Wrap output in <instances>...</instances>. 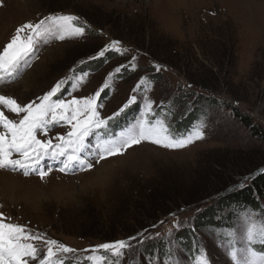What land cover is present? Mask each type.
<instances>
[{
	"label": "rangeland",
	"instance_id": "obj_1",
	"mask_svg": "<svg viewBox=\"0 0 264 264\" xmlns=\"http://www.w3.org/2000/svg\"><path fill=\"white\" fill-rule=\"evenodd\" d=\"M49 14L76 15L87 21L90 29L82 38L42 44L39 58L18 80L0 84V95L25 104L65 77L76 83L83 73L77 90L66 85L63 98L92 96L107 83L100 103L102 114L109 116L137 95V104L126 113L127 119L122 116L116 120L117 131L139 117L145 96L158 108L168 105L181 91L193 90L187 77L208 83L204 90H193L196 95L214 96L223 102L205 110L200 121L193 120L194 125L202 120L206 123L204 139L183 149L165 150L144 143L91 172L73 176L53 171L45 180L0 170V213L10 217L9 222L76 249L66 256L64 264H98L100 256L108 255L102 250L85 252L108 241L83 235L110 238V242L114 237L120 240L139 232L138 220L142 219L134 217L133 206L139 205L140 192L149 186L155 185L161 194L160 203L165 199L161 206L184 208L175 216L160 218L164 223L151 229L165 237L169 229L175 234L182 229L173 227L177 219L189 222L188 227L197 213L211 205L217 197L214 190L223 195L240 177L264 169V138L254 136L233 117L235 109L264 133V0H0V50L19 26ZM112 40L121 41L122 48L128 50L126 55L109 51L103 57L105 66L98 72H83L82 65L101 59L91 57ZM224 44L233 50L229 59L221 58L224 52L220 54V46ZM133 56L137 57L134 67L115 71L127 66ZM154 63L166 69L158 72L157 82H151L157 74ZM141 77L146 83L134 91ZM197 105L199 110L204 107L200 100ZM186 107L189 105L177 109L179 115L194 109ZM66 131L57 127L50 135ZM237 173L243 175L237 177ZM230 177L237 181L231 182ZM205 195L211 197L197 206L180 204ZM260 204L264 210V199ZM197 238L211 254L212 264H228L212 230H201ZM33 243L43 255V241ZM195 253L187 257L180 249L174 250L183 264H192ZM133 255L136 264H148L139 250ZM129 259L126 255L122 264H129Z\"/></svg>",
	"mask_w": 264,
	"mask_h": 264
},
{
	"label": "snow or ice",
	"instance_id": "obj_2",
	"mask_svg": "<svg viewBox=\"0 0 264 264\" xmlns=\"http://www.w3.org/2000/svg\"><path fill=\"white\" fill-rule=\"evenodd\" d=\"M89 29L87 21L70 14H49L38 22L19 26L0 50V84L18 80L39 58L42 44L82 38ZM109 51L126 55L128 50L122 48L121 41L112 40L91 59L103 58ZM136 60V56L131 57L127 66L121 65L115 71L118 73L121 68L134 67ZM153 68L157 73L166 70L159 63H154ZM83 76L81 73L76 83L65 77L44 95L25 104L0 95V170L20 172L25 177L37 175L41 180L53 171L74 176L102 167L103 162L124 156L129 149L144 143L165 150H179L204 139L207 125L203 120L186 132L174 131L163 105L154 107V102L146 96L139 117L117 131L114 127L116 120L137 104V95L130 96L112 115L104 116L100 97L109 87L107 83L92 96L63 98L65 86L71 84L73 91L77 90ZM145 83L146 78L141 77L134 91H139ZM57 127L67 131L50 135ZM261 174H264V169L240 177L239 182L228 191L243 189L248 181ZM10 220V217L0 213V264H64L66 256L77 251ZM218 220L224 223L214 230L213 235L228 264H264V210L238 206L218 216ZM163 223V220L155 222L125 239L105 242L84 251L102 250L108 254L100 256L98 264H122L126 255L130 256L129 264H136L133 253L146 241L156 240L153 255L146 258L148 264H183L181 257L174 254L179 247L176 234L169 229L167 236L161 237L159 232L153 234L151 231ZM188 224L177 219L173 227L179 231ZM34 241H43L46 246L43 255ZM193 246L196 253L192 264H212L211 254L195 242V237ZM161 251L163 256L159 254Z\"/></svg>",
	"mask_w": 264,
	"mask_h": 264
},
{
	"label": "trees",
	"instance_id": "obj_3",
	"mask_svg": "<svg viewBox=\"0 0 264 264\" xmlns=\"http://www.w3.org/2000/svg\"><path fill=\"white\" fill-rule=\"evenodd\" d=\"M232 51H233L232 48L230 49V47H228L226 44H224L223 46H220V54L224 52L223 55H221V58L223 56L226 59H229L230 55H232L233 53ZM113 56L115 58V54ZM105 62H106V59L103 60V58L97 59L95 61H90L88 64L82 65V68L84 69L83 72L85 73L98 72V70H100L103 66H105L106 64ZM213 63L216 64V61ZM208 71L212 74L211 69ZM158 74L159 73L152 75L153 78H151V82H154V81L157 82L159 78ZM122 76L125 77V74H122ZM187 79H190V82L189 83L187 82V83L191 85L193 90H196L197 92H198L197 88L201 87L200 90L201 89L204 90L205 89L204 86L208 84L207 82L203 83L200 79H196V78L187 77ZM214 81H216L215 78H214ZM193 90L181 91L179 93V96L176 99L171 101L168 105L163 106L164 111L168 114V118L171 119L174 116V119L173 118L171 119V126L174 131L186 132L187 130L192 129L195 126L194 121H200V118L201 116L203 117V112L205 110L223 105V102L217 99L216 97L196 95L195 93L197 92ZM210 92L212 93L213 90H210ZM199 100L203 101V104H204L203 105L204 107H201L200 110H199L200 106L197 105L198 107L196 108V104H198ZM187 104L189 105V107H186L185 110H189V108L193 107L194 109L192 108L193 109L192 112L189 114H186V111H184L183 112L184 114L179 115V112H177V109H179L181 105L185 106ZM137 112H138V107L136 108V112L134 113H137ZM195 113H196V116H195ZM233 114H234L233 117H236V119L240 121L243 126L248 128V130H250L254 136L256 137L261 136V138H264V133L259 131L257 127L252 125L251 119L248 116H245L242 113H238L235 109H234ZM124 117L126 118V115H124ZM213 160L214 161L218 160L216 162H219V158L218 159L215 158ZM242 175L243 174L241 173L236 174L237 177L242 176ZM232 176H235V175L233 174ZM230 181L236 182L237 180L230 177ZM145 189L148 192H146ZM145 189L144 191L142 190L140 192V196H138L139 201H140L139 205L136 204L133 206L134 212H135L134 217L138 216L140 219H142V220H138V227L141 228V230L144 228H147L153 222L154 223L158 222L160 218L166 217L167 215L172 214V213L176 214V212L181 211L182 209L184 210L183 207L175 206L172 208L170 207L169 209V207H166V205L161 206V204H164L166 202H164L165 199L163 198L162 203H160L161 194L158 193L159 191H157V188L155 187V185L149 186L148 188H145ZM217 193H220V192L217 190H214L213 194H216V195H213V196H217ZM210 194L212 195V193ZM209 197L211 196L210 195L200 196L197 199L192 200L191 202L188 201L190 203L181 202L180 204L182 206L183 204L184 205L186 204L188 207H190L194 203V206H197V204L200 203V201L205 200L206 198H209ZM263 199H264V174L258 175L254 180H250L249 184H247L246 187H244L243 189L239 191H231L223 195L220 194L219 197L217 196L215 198L214 202L211 205H208L207 207H205L204 210L200 211L194 216L191 224L188 227L182 228L176 234V237L178 238V241H179L178 249H180L181 252H184V254L187 257H189L191 253L196 251L195 247L193 246L194 237H195V242L200 244L197 236L201 230H205V231L212 230L214 233V230L224 223L223 220H218V216H222L223 213L229 211V209H237L238 206L247 207V208L258 210V211L262 210V204H260V202H262ZM180 204H177V206H179ZM193 226L195 229L194 231H193ZM123 235L125 236V234ZM83 237L96 238L97 240L108 241V242L110 239V238L101 239L100 237L99 238L94 237L93 235H86V236L83 235ZM113 239L116 240V237H114ZM154 246H157V241L152 242L150 245H144L142 248L139 249V252L142 254L143 257H151L153 255ZM159 254L163 256L164 252L161 251Z\"/></svg>",
	"mask_w": 264,
	"mask_h": 264
}]
</instances>
